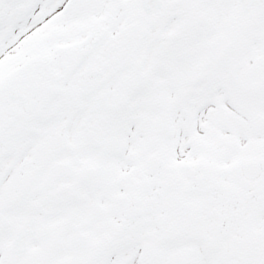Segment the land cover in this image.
Masks as SVG:
<instances>
[{
	"label": "snow or ice",
	"instance_id": "snow-or-ice-1",
	"mask_svg": "<svg viewBox=\"0 0 264 264\" xmlns=\"http://www.w3.org/2000/svg\"><path fill=\"white\" fill-rule=\"evenodd\" d=\"M0 264H264V0H0Z\"/></svg>",
	"mask_w": 264,
	"mask_h": 264
}]
</instances>
